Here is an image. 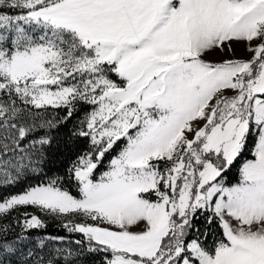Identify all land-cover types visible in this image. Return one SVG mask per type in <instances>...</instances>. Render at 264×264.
I'll use <instances>...</instances> for the list:
<instances>
[{"label":"snow or ice","instance_id":"6c2138e0","mask_svg":"<svg viewBox=\"0 0 264 264\" xmlns=\"http://www.w3.org/2000/svg\"><path fill=\"white\" fill-rule=\"evenodd\" d=\"M29 175L0 264H264V0H0V188Z\"/></svg>","mask_w":264,"mask_h":264},{"label":"trees","instance_id":"16d2710c","mask_svg":"<svg viewBox=\"0 0 264 264\" xmlns=\"http://www.w3.org/2000/svg\"><path fill=\"white\" fill-rule=\"evenodd\" d=\"M253 143L250 139L249 142V150L245 152V154L243 156H241L234 164V166L232 167L231 171L228 172L227 174V182L229 184L235 182L238 180L239 178V172L238 169L241 165V163L247 159L252 157V153H251V149H252ZM57 167L58 166H49V168L51 169L48 174L49 175H53V174H59L57 172ZM45 179V177L43 176H35V175H29L26 179H24L23 181H21L20 183L11 186V187H3L0 188V192H4V193H15V192H19L22 191L24 187H26L28 184H35L37 182L43 181ZM73 194H75V189H72ZM14 216L16 214H13ZM44 220L47 223V227L43 230H38L39 235H50V236H65V241L58 245L60 247H67L69 244H74V241L77 239H80V234L78 233H68L66 229L61 227V224L63 223L60 219L58 218H54L51 216H48L46 218H44ZM3 223H7V221H4ZM17 231H19V228H17ZM34 235H36L37 233H33ZM209 240H211V237H209ZM100 257L98 256H92L89 258V264H93L94 260H99Z\"/></svg>","mask_w":264,"mask_h":264},{"label":"rangeland","instance_id":"374dc122","mask_svg":"<svg viewBox=\"0 0 264 264\" xmlns=\"http://www.w3.org/2000/svg\"><path fill=\"white\" fill-rule=\"evenodd\" d=\"M234 47H235V49H236V52H235V55L237 56V57H247V53L244 51V48H243V45H240V44H237V45H234ZM222 58V56H221V54L220 53H218V52H212V53H210L208 56H206L205 57V59H208V60H219V59H221ZM254 147V144H253V146H252V148ZM250 158H252V157H250ZM250 158H247V159H250ZM246 160V159H245ZM244 162V161H243ZM242 162V163H243ZM241 163V164H242ZM241 166V165H240ZM239 179V178H238ZM238 181V180H237ZM237 181H235V182H233V183H236ZM24 211H29V212H33V211H35L34 209H31V208H29V209H24ZM46 217H48V216H44V217H42L43 219L44 218H46ZM59 219V218H58ZM62 221V220H61ZM4 221L3 220H0V223H3ZM63 222V221H62ZM134 231L135 230H137V229H133Z\"/></svg>","mask_w":264,"mask_h":264}]
</instances>
